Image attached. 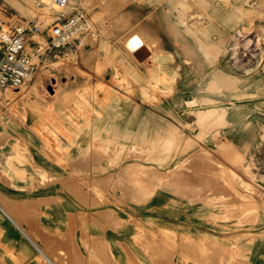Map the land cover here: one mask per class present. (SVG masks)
Segmentation results:
<instances>
[{"label":"rangeland","instance_id":"obj_1","mask_svg":"<svg viewBox=\"0 0 264 264\" xmlns=\"http://www.w3.org/2000/svg\"><path fill=\"white\" fill-rule=\"evenodd\" d=\"M193 2L83 0L68 44L34 37L33 72L0 93V264H264V0H229L227 85L210 82L217 35L190 26L193 11L207 26ZM0 6V31L59 14ZM240 29L256 56L231 52ZM135 30L152 50L142 66L122 44ZM133 162L165 180L153 192L146 167L124 176Z\"/></svg>","mask_w":264,"mask_h":264},{"label":"bare ground","instance_id":"obj_2","mask_svg":"<svg viewBox=\"0 0 264 264\" xmlns=\"http://www.w3.org/2000/svg\"><path fill=\"white\" fill-rule=\"evenodd\" d=\"M42 3H44V8L47 9V7H49L50 9L52 10H57V7L54 5L53 1L51 0H41ZM172 2L175 3V5L179 6L180 8H184L182 2L183 0H180V3L178 0H170ZM222 1V4L219 5V8H215V5H214V1L213 0H207L204 1V0H194V2L192 3V6H194L196 4V2H203V3H207L208 5V13H207V16H206V20H207V26H204L202 24H200L199 22V16L197 15L198 12L196 11H193L192 12V15H193V18L191 19L190 21V26L194 29H201V31L203 30L202 28L203 27H208V28H211L213 32H215V34L217 35V40L215 42H211L208 46H207V50H209L210 54L212 53V57H213V60H212V76L210 78V82L214 85H218V83L220 84H223V85H227V84H230L232 81H233V77H231V75H229V65H228V56H227V53L229 54V51H228V41H230V34H227L226 31H224L225 29H227L229 27V19L227 18L229 16V10H228V7L229 5L228 4H231L229 2V0H221ZM233 1V0H232ZM229 2V3H228ZM241 3V2H240ZM264 5V4H262ZM151 7V6H150ZM203 7V6H202ZM153 8V7H152ZM257 8H258V5H257ZM216 10H217V14H219V16H221L220 20H215V14H216ZM55 11V12H57ZM249 11V10H248ZM248 11L246 12V14L248 13ZM59 12V11H58ZM195 13V14H194ZM160 17V16H159ZM162 17V16H161ZM218 18V17H217ZM216 18V19H217ZM203 20V19H202ZM228 20V21H227ZM238 20V19H237ZM247 20V19H246ZM251 24V23H250ZM251 29V28H250ZM203 33V32H202ZM204 34V33H203ZM251 35V31H245L244 29H240L238 31H234V34L231 35L232 37V40L234 41L233 43H231V47H230V50L231 52L235 51V57L237 59H245L247 57H254L256 56V50H258V48L256 49H252L251 47L253 46V42L254 43H258L257 39L255 40L254 38L252 39H248L247 40V37H244V38H241L239 37V35ZM213 37V36H212ZM145 36L144 34L141 32V31H132L129 35H127L122 44H123V48L126 52V54L132 59V61L135 62L134 58H133V55L132 53L135 52L136 50H138L139 48H143V54L145 55L144 56V59L138 63L141 64L142 62L144 63L145 60H149L151 57H152V50L151 48L149 47V45H147V43L145 42ZM198 39V38H197ZM243 39H246L247 41L242 44V41ZM232 42V41H231ZM252 45V46H251ZM242 46L244 47L242 49ZM256 47V46H255ZM233 50V51H232ZM264 52V51H263ZM249 53H251L249 55ZM262 53V52H261ZM260 53V54H261ZM233 54V53H232ZM262 55H260V58H261ZM180 60V59H179ZM234 61V60H233ZM243 62V61H242ZM237 63V62H236ZM262 73H264V65L262 66ZM166 75V74H164ZM30 76V75H29ZM28 76V77H29ZM161 76V75H160ZM169 76V75H168ZM257 75L255 73H252L251 75H249L248 77H246L245 79H243L241 81V87H247V85L249 84H252L254 83L256 80H258V78L256 77ZM164 77V76H163ZM166 78V77H165ZM164 78V79H165ZM172 79V78H171ZM163 80V79H162ZM156 82H161V79H155L154 80V83L157 84ZM257 82V81H256ZM150 84V83H149ZM212 84L210 85L211 88H213ZM158 86V84H157ZM156 86V87H157ZM9 94H17V93H13V92H9ZM8 94V95H9ZM245 94V93H244ZM250 94L249 96H252L251 93H248ZM54 95H52L53 97ZM247 96V95H246ZM10 100V99H9ZM217 101V99H213V98H208L206 100V102H209L210 104H215ZM195 103V101H192V102H188L187 104L190 105V104H193ZM229 106V105H228ZM213 107H209V108H206L204 109L203 111L204 112H208L209 109H212ZM219 108V109H217ZM217 108H214L218 111L222 110L220 107H217ZM14 111V110H13ZM201 110L197 111L196 112V115H198L199 113L203 112ZM209 114V112H208ZM207 115V114H206ZM171 134V133H169ZM189 159V158H188ZM144 167H146V170L149 172V173H145L146 175V180L148 182V177H151V180L154 179L155 182L152 184V187H153V192H154V189L158 188V186L161 184V180H165V176L163 179H161V176L162 175H158L156 173H151V171H153V166H143L139 163H136V162H133L130 167L129 166H126V168L124 169V173L125 174L124 176L126 175H132L134 178H136L138 175H141L142 173H144V171H142V173H140L139 171L137 170H145ZM136 169V170H135ZM135 170V171H134ZM160 172V171H159ZM153 174V175H152ZM160 174H162V172H160ZM119 175V174H118ZM141 177V176H140ZM167 177V176H166ZM143 178V177H142ZM148 178V179H147ZM168 178V177H167ZM126 179V178H125ZM137 179V178H136ZM138 180V179H137ZM163 182V181H162ZM221 187V186H220ZM222 188V187H221ZM231 194V193H230ZM232 195V194H231ZM76 196V195H75ZM79 196V195H78ZM80 197V196H79ZM47 200V199H46ZM7 204V203H6ZM11 205V204H10ZM9 205V206H10ZM8 206V205H7ZM11 208V206H10ZM14 210V208H12ZM8 210V209H7ZM18 210V209H17ZM16 210V211H17ZM237 210V209H236ZM15 211V210H14ZM15 211V212H16ZM108 211V210H107ZM12 213H14L13 211H11ZM18 212V211H17ZM228 212H230L228 210ZM232 213V212H231ZM237 214V212H236ZM228 216V215H227ZM96 217V216H95ZM236 217V216H235ZM93 219V218H92ZM94 220H96L94 218ZM134 225V224H133Z\"/></svg>","mask_w":264,"mask_h":264},{"label":"built area","instance_id":"obj_3","mask_svg":"<svg viewBox=\"0 0 264 264\" xmlns=\"http://www.w3.org/2000/svg\"><path fill=\"white\" fill-rule=\"evenodd\" d=\"M59 14L54 20L40 29L33 22H18L9 18L6 30L0 31V93H19L25 80L33 72L30 45L37 44L33 39L41 35L50 47L68 44L78 28L86 26L82 7L83 0H52ZM0 15H8L0 6ZM10 16V15H9ZM1 23H4L0 19ZM51 111L50 105L46 106Z\"/></svg>","mask_w":264,"mask_h":264},{"label":"water","instance_id":"obj_4","mask_svg":"<svg viewBox=\"0 0 264 264\" xmlns=\"http://www.w3.org/2000/svg\"><path fill=\"white\" fill-rule=\"evenodd\" d=\"M143 48H139L138 50H136V52H133L132 55L133 57L136 58L137 61L141 62L143 59H144V54H143ZM137 53H140L141 56L140 57H137Z\"/></svg>","mask_w":264,"mask_h":264},{"label":"crops","instance_id":"obj_5","mask_svg":"<svg viewBox=\"0 0 264 264\" xmlns=\"http://www.w3.org/2000/svg\"><path fill=\"white\" fill-rule=\"evenodd\" d=\"M135 52H136V51H135ZM140 56H141V54H140V53H137V57H140ZM133 58H134V60L136 61V58H135V57H133ZM145 62H147V60H145L144 63H145ZM133 63L136 64V62H134V61H133ZM144 63L142 62L141 64H139V66L144 65ZM137 65H138V63H137Z\"/></svg>","mask_w":264,"mask_h":264}]
</instances>
